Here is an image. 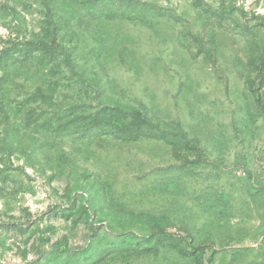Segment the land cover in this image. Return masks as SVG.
I'll return each instance as SVG.
<instances>
[{"label": "rangeland", "instance_id": "374dc122", "mask_svg": "<svg viewBox=\"0 0 264 264\" xmlns=\"http://www.w3.org/2000/svg\"><path fill=\"white\" fill-rule=\"evenodd\" d=\"M263 50L264 0H0V264H264ZM106 104L177 142L34 125Z\"/></svg>", "mask_w": 264, "mask_h": 264}, {"label": "trees", "instance_id": "16d2710c", "mask_svg": "<svg viewBox=\"0 0 264 264\" xmlns=\"http://www.w3.org/2000/svg\"><path fill=\"white\" fill-rule=\"evenodd\" d=\"M120 1H125V0H120ZM94 3H96V1ZM128 4H130V2H128ZM143 5H145V3ZM130 6L133 5L131 4L127 5V7ZM132 9L127 10L126 13L127 14L134 13L132 12L134 11ZM90 12H93V10H91ZM93 14H94L93 17L99 18L97 12H93ZM126 17H131V16H126ZM34 43L36 44V42ZM37 45H39V47H37L36 49L37 50L41 49L48 58L55 57L56 55H58L60 49L61 50L63 49V46L57 43L56 38L39 39ZM257 60H258L257 62L258 74L255 80L250 82V86L251 83L253 85L256 82L258 83V85L264 84V50L261 52ZM249 64L251 65V55L249 58ZM261 95L262 94H257L256 97L257 103L259 104L262 99ZM30 97L34 100L36 99L45 100L47 94H45V92L41 88H37ZM32 114L33 113L31 112L27 115L26 121H30ZM112 120L114 124L110 123V121ZM129 124L146 125L148 127H151V129H153L155 132L165 136L170 143H175V141L177 142L175 138H177L178 136L176 134L179 131V128L177 131L161 129L158 124L154 123L152 120L147 118V116H145L140 110L136 108H124L123 106L117 104L101 105L94 112L78 114L76 116H73L71 119L65 122H61L55 126L51 125V123H49L48 121H44L39 124L34 122L35 127L39 128L40 131H44V130L50 131L57 136H63L73 133H80L82 135H89V136H97V135H107L109 134L110 131H114V133L120 131L122 132V136H119L121 139H128V138L132 139L128 132V129L125 130V128L128 127ZM178 140L183 143L184 147H188V148L195 147V145L192 143L191 140H188L184 137L183 138L180 137V139ZM6 227L7 226H4V228ZM158 236H163L167 240L177 239L176 237L171 236L169 232L166 231L165 228L161 227L158 224H153L147 234L135 236V232L125 231L121 234L115 235L114 240L128 243L129 239L132 237L134 240L132 244L134 246L132 247L137 248L141 245L143 247V248L141 247L142 250L147 251L152 248V245L150 244L151 240ZM178 238H180V236ZM185 251L186 250L183 248L182 252L180 253L181 254L185 253ZM84 258L89 259L90 256L86 254Z\"/></svg>", "mask_w": 264, "mask_h": 264}]
</instances>
